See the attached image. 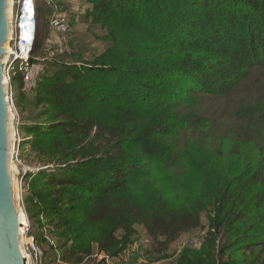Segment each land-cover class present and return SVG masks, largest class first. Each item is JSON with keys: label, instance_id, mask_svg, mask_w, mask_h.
I'll list each match as a JSON object with an SVG mask.
<instances>
[{"label": "trees", "instance_id": "16d2710c", "mask_svg": "<svg viewBox=\"0 0 264 264\" xmlns=\"http://www.w3.org/2000/svg\"><path fill=\"white\" fill-rule=\"evenodd\" d=\"M88 1L104 53L54 61L32 97L20 68L34 58L11 75L16 149L47 166L30 180L31 216L81 251H123L143 225L149 263L264 264V83L251 81L264 0ZM204 214L201 249L171 252Z\"/></svg>", "mask_w": 264, "mask_h": 264}, {"label": "rangeland", "instance_id": "374dc122", "mask_svg": "<svg viewBox=\"0 0 264 264\" xmlns=\"http://www.w3.org/2000/svg\"><path fill=\"white\" fill-rule=\"evenodd\" d=\"M13 1L14 16L17 12L18 0ZM31 1L29 0L26 6ZM32 6L37 13L36 20L39 30L30 55L31 59L34 58V62L26 64L29 66L24 65L20 68L25 74L24 82L25 91L27 92L25 97L34 95L35 86L42 75H51L55 71L50 66L54 61L61 60L70 63L79 54L87 61L93 60L104 53L109 46L108 41L105 39L107 30L100 24L85 20V14L93 7L88 0H33ZM27 18H29V15L26 16ZM58 22L61 24L59 25ZM11 49L17 50V43H12ZM19 64L18 62L13 64L11 75L19 67ZM261 73L252 74L251 81L264 83V70ZM11 84L13 85V83ZM12 87L16 88L14 85ZM203 107H208V104L205 103ZM12 109L20 117V108L13 103ZM26 114H29V112ZM22 136L24 135L21 134ZM34 136L35 134L31 135L30 139ZM16 153L14 167L19 190V206L28 225L24 240L26 251L31 256V264H170L176 259L177 256L172 261L163 259L149 263L150 259L147 258V253L154 245L143 225L135 227L136 234L133 241L127 248L118 253H104L98 248L96 242L83 247V251H81V247L72 246L74 242L73 234L69 237V240L66 237H61L59 236L60 231L48 222L49 219L31 216L30 214L32 205L29 198L30 180L47 166H44L45 164L39 162L34 156H19L17 150ZM203 222L205 224L204 228L182 236L179 241L172 245L171 252L179 255L186 247L196 250L201 249L208 228V219L205 214ZM31 244L34 246H31ZM73 247L78 250L73 257L74 259L69 262L64 261L62 259L63 254L69 253ZM29 249H31V252H29ZM78 258H81L82 261L79 262Z\"/></svg>", "mask_w": 264, "mask_h": 264}, {"label": "water", "instance_id": "95a60500", "mask_svg": "<svg viewBox=\"0 0 264 264\" xmlns=\"http://www.w3.org/2000/svg\"><path fill=\"white\" fill-rule=\"evenodd\" d=\"M13 4L0 0V264H31L25 248L27 223L19 206V190L14 167L15 114L7 97L11 84L7 83V64L12 42ZM10 44V45H9Z\"/></svg>", "mask_w": 264, "mask_h": 264}, {"label": "built area", "instance_id": "2783aa9c", "mask_svg": "<svg viewBox=\"0 0 264 264\" xmlns=\"http://www.w3.org/2000/svg\"><path fill=\"white\" fill-rule=\"evenodd\" d=\"M26 1L27 0H18L17 1V5H16V8H17V12L15 13L14 15V18H13V26L15 27V40H12L11 44L12 43H17V50H13L15 53H17L18 49L20 50V54L19 55H16V56H13L11 57V60L10 62L7 64V72H6V79H7V83L11 84V71L13 70L12 66L15 62H19L20 60H27L28 56L31 55L32 51H33V46H34V42L36 41V36H37V33H38V30H39V25H38V22L36 20V16H37V13L36 11L34 10L33 8V1L31 2L30 5L26 6ZM24 11H29V18L27 21L29 22H32L34 24V29H35V32L33 34V39L30 41V43L28 44V47H24V48H19L18 47V43L20 42L21 38H22V33L24 31L23 27L20 26L21 23H19V27L17 28L16 25H17V20L18 18H21L26 12H23ZM21 14V15H20ZM58 24L60 25L61 23L58 22ZM26 46V45H25ZM13 85L11 84V87L8 91V95L7 97L10 99L11 101V105L14 103V88L12 87ZM15 119H14V129H15V139H16V143L18 144V141H19V137H20V130H19V123H20V117L18 116L17 113H15ZM17 150V149H16ZM17 153L15 152V155ZM28 227V226H27ZM26 227V229H27ZM31 246H34L31 244ZM29 252H31V249H29Z\"/></svg>", "mask_w": 264, "mask_h": 264}, {"label": "bare ground", "instance_id": "6f19581e", "mask_svg": "<svg viewBox=\"0 0 264 264\" xmlns=\"http://www.w3.org/2000/svg\"><path fill=\"white\" fill-rule=\"evenodd\" d=\"M12 1L13 0H11V3H12ZM29 0H27L26 1V3L28 2ZM33 1V0H32ZM31 1V2H32ZM31 2L30 3H28V5H30L31 4ZM27 5V6H28ZM23 12H24V10H23ZM21 15V14H20ZM25 15V16H24ZM21 18H18V20H17V25H16V27L18 28L19 27V23H21L20 24V26H22L23 27V29H24V31H23V33H22V38H21V40H20V42L18 43V47L19 48H26V47H28V44L30 43V41L33 39V34H34V32H35V29H34V24L32 23V22H29V21H27L28 20V18L26 19V16L27 15H30L29 14V11H27L25 14H24ZM14 18V17H13ZM13 22V21H12ZM15 27L13 26V29H12V37H11V39L12 40H15ZM10 45V44H9ZM26 45V46H25ZM9 48H10V52H9V55H7L5 58H4V61H5V63L6 64H8L9 62H10V60H11V57H13V56H16V55H19L20 54V50L18 49V51H17V53H15L12 49H11V47L9 46ZM16 145H17V143L15 142V140H14V143H13V146H12V149L16 152ZM23 222L25 223L26 222V219H25V215L23 214Z\"/></svg>", "mask_w": 264, "mask_h": 264}]
</instances>
